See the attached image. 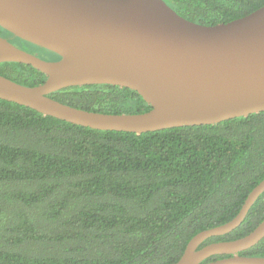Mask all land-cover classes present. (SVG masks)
<instances>
[{
    "label": "trees",
    "instance_id": "trees-1",
    "mask_svg": "<svg viewBox=\"0 0 264 264\" xmlns=\"http://www.w3.org/2000/svg\"><path fill=\"white\" fill-rule=\"evenodd\" d=\"M182 18L216 25L264 0H162ZM17 48H36L14 37ZM0 76L34 87L46 76L0 63ZM48 98L104 114L150 106L109 84L68 87ZM264 179V112L214 125L156 132L100 131L0 100V264H175L197 233L232 220ZM264 218V192L233 231L199 248L248 235ZM264 257V238L240 252ZM225 256H211L201 264Z\"/></svg>",
    "mask_w": 264,
    "mask_h": 264
},
{
    "label": "water",
    "instance_id": "water-1",
    "mask_svg": "<svg viewBox=\"0 0 264 264\" xmlns=\"http://www.w3.org/2000/svg\"><path fill=\"white\" fill-rule=\"evenodd\" d=\"M0 27L59 57L47 61L0 36V63L46 76L37 86L0 76V100L100 131L147 132L214 125L264 112V5L227 23L186 20L162 0H0ZM109 84L135 91L151 108L104 114L47 96L60 89ZM264 192V179L237 215L193 236L175 264H264L240 255L264 238V218L248 235L199 246L237 228Z\"/></svg>",
    "mask_w": 264,
    "mask_h": 264
},
{
    "label": "rangeland",
    "instance_id": "rangeland-1",
    "mask_svg": "<svg viewBox=\"0 0 264 264\" xmlns=\"http://www.w3.org/2000/svg\"><path fill=\"white\" fill-rule=\"evenodd\" d=\"M28 49L31 52L30 54L35 55V56H37L39 58H46L47 57L46 54L43 51H40V50H38L36 48H28Z\"/></svg>",
    "mask_w": 264,
    "mask_h": 264
},
{
    "label": "flooded vegetation",
    "instance_id": "flooded-vegetation-1",
    "mask_svg": "<svg viewBox=\"0 0 264 264\" xmlns=\"http://www.w3.org/2000/svg\"><path fill=\"white\" fill-rule=\"evenodd\" d=\"M7 40H8V42H10L12 45H14V46H16V41L12 38V37H9V36H7V37H5ZM17 47V46H16Z\"/></svg>",
    "mask_w": 264,
    "mask_h": 264
}]
</instances>
